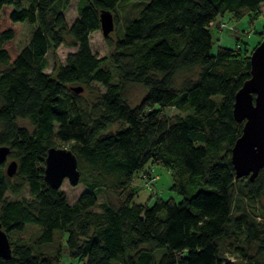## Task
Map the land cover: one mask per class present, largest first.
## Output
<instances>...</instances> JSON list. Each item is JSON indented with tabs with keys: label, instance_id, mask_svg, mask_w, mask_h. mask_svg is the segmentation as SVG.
Here are the masks:
<instances>
[{
	"label": "trees",
	"instance_id": "obj_1",
	"mask_svg": "<svg viewBox=\"0 0 264 264\" xmlns=\"http://www.w3.org/2000/svg\"><path fill=\"white\" fill-rule=\"evenodd\" d=\"M69 1L0 0V18L8 5V20L33 25L13 59L4 44L14 31L0 30V145L17 163L12 176L0 163V223L11 250L0 264H61L63 252L81 264H264V167L236 178L231 163L244 123L233 117L235 93L250 77L251 53L239 43L213 50L209 29L218 15H262L264 0H138L145 4L123 34L103 36V57L90 33L100 30L101 11L112 13L114 31L119 5L131 0H78L71 24ZM61 45L75 49L45 72L48 50ZM93 82L103 90L88 100L82 91ZM135 84L145 94L130 105ZM51 146L77 158L84 190L71 202L43 178ZM155 167L169 172L177 199L152 192L135 202L133 180L156 186ZM29 226L36 230L25 241Z\"/></svg>",
	"mask_w": 264,
	"mask_h": 264
},
{
	"label": "rangeland",
	"instance_id": "obj_2",
	"mask_svg": "<svg viewBox=\"0 0 264 264\" xmlns=\"http://www.w3.org/2000/svg\"><path fill=\"white\" fill-rule=\"evenodd\" d=\"M27 0H22L24 4H26ZM145 4V1L131 0V1H123L117 10V14L119 17V24L115 28L114 31L111 32L112 36L122 35L124 32L125 26L128 22L135 18ZM252 12H246L241 18L235 19L230 16L229 13L224 14L223 16H217L212 24L210 25V33L213 41V50L216 49L217 46L222 45L226 47H236V44L239 43L241 45L246 46L247 52L250 54L255 46L257 40H259V32L263 31L264 25V8L262 10V15H258L253 17ZM225 21V26L219 28L217 24L220 21ZM11 27L14 31V38L7 41L4 46L8 50L11 59H13L20 49L27 42V37L31 34L30 30L32 28L31 24L27 21L24 22H11L8 20V5H5L1 10V18H0V30L7 29ZM30 32V33H29ZM263 37V32H261V39ZM260 39V41H261ZM259 44V43H258ZM257 44V45H258ZM256 45V46H257ZM255 46V47H256ZM90 47L91 50L99 57L108 55V47L104 40V37L100 30L94 32L90 37ZM254 47V48H255ZM75 48L72 45H61L56 50H48L46 54L47 65L45 67V72H53L54 68L59 64H62L65 60V57L68 52L73 51ZM250 56V55H249ZM102 67L108 68L115 80V72L113 70L112 64L108 59L104 60L101 64ZM1 68V66H0ZM187 76L184 73H181L177 76L176 80L179 82L183 77ZM103 87L97 83L93 82L91 88H85L82 91V95H84L88 100L94 97L97 91H102ZM145 94V90L141 85H131L128 89V102L130 105H136L140 102ZM176 112L173 107H167L166 113L168 115H172ZM18 124L21 126H25L27 128H31V125L27 120L18 119ZM120 125L116 124L109 128L110 131H115L119 128ZM62 147V146H59ZM66 147V146H63ZM12 158L8 156V158L3 163V171L5 172L6 166ZM155 173L160 174V180L156 182V189L158 190L160 196L163 198H168L169 196L178 197L170 190L169 183L164 181L163 177H167L166 180L171 179V176L168 171L163 169L162 167H156ZM165 173V174H164ZM168 173V174H166ZM167 175V176H166ZM60 189H62L67 196L69 202L73 201L78 194L84 190V186L80 183L76 185H70L69 182L64 179ZM10 198H19L20 196H14L10 193H6ZM24 195L27 196V193L24 192ZM110 200H113V196L108 195ZM177 199V198H176ZM99 200H102V197H99ZM35 227L29 226L28 229L21 234V237L26 241L30 238L31 234L35 231ZM15 236L12 237L14 239ZM251 251H253L254 246H251ZM61 264H81L77 260L70 259L65 252L62 253Z\"/></svg>",
	"mask_w": 264,
	"mask_h": 264
},
{
	"label": "water",
	"instance_id": "obj_3",
	"mask_svg": "<svg viewBox=\"0 0 264 264\" xmlns=\"http://www.w3.org/2000/svg\"><path fill=\"white\" fill-rule=\"evenodd\" d=\"M100 31L108 36L114 29V18L110 11L100 13ZM263 37L253 48L250 56V77L235 93L233 117L244 121L241 134L231 149V163L235 177L248 176L253 179L264 167V26ZM75 92L82 91L80 85L71 86ZM9 147L0 145V163L9 155ZM17 168L14 159L8 162L6 174L12 176ZM80 173L75 154L67 147L51 146L47 149L43 178L51 186L60 188L64 179L70 185L79 183ZM10 243L0 223V257L9 259Z\"/></svg>",
	"mask_w": 264,
	"mask_h": 264
},
{
	"label": "crops",
	"instance_id": "obj_4",
	"mask_svg": "<svg viewBox=\"0 0 264 264\" xmlns=\"http://www.w3.org/2000/svg\"><path fill=\"white\" fill-rule=\"evenodd\" d=\"M29 1L30 0H27L26 1L27 3L25 5H27L29 3ZM77 2H78V0H70L69 1V4H68V7L65 10L64 15H65L66 22L68 24H71L78 17L77 10H76ZM10 11H11V6H8V15H9ZM31 26H32V28H31L30 32L33 29V25L32 24H31ZM8 28H11V27H8ZM97 31L98 30L93 31L92 33H90V36L89 37H91V35L94 32H97ZM14 36H15V34H14ZM29 37H30V34L27 37V39H29ZM155 170H157L156 167L154 168V172H155ZM155 174L157 175V177H158L157 180L159 181L160 180V176H159L160 174H158L157 172ZM166 174H168V173H166ZM163 179H164V181H166V183H169L168 186L171 185V179L166 180L167 177H165V176L163 177ZM132 187L136 190V195L134 197V201L137 202V203H144V202H146L147 199H148V197H149V195L152 192L160 195L159 192H158V190L156 189V186H154V187H147V186H145L144 185V180L141 178V176L140 177L138 176V177H136L133 180Z\"/></svg>",
	"mask_w": 264,
	"mask_h": 264
},
{
	"label": "built area",
	"instance_id": "obj_5",
	"mask_svg": "<svg viewBox=\"0 0 264 264\" xmlns=\"http://www.w3.org/2000/svg\"><path fill=\"white\" fill-rule=\"evenodd\" d=\"M155 178L156 177H151L148 181H147V183L149 184V183H153V181L155 180Z\"/></svg>",
	"mask_w": 264,
	"mask_h": 264
},
{
	"label": "flooded vegetation",
	"instance_id": "obj_6",
	"mask_svg": "<svg viewBox=\"0 0 264 264\" xmlns=\"http://www.w3.org/2000/svg\"><path fill=\"white\" fill-rule=\"evenodd\" d=\"M8 158V157H7ZM4 163V162H3Z\"/></svg>",
	"mask_w": 264,
	"mask_h": 264
}]
</instances>
